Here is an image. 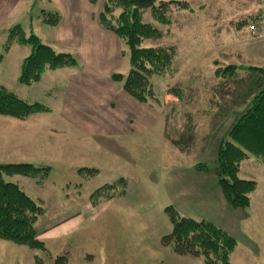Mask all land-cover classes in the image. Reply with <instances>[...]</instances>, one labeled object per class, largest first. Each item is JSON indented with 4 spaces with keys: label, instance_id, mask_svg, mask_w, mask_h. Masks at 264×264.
Segmentation results:
<instances>
[{
    "label": "rangeland",
    "instance_id": "obj_1",
    "mask_svg": "<svg viewBox=\"0 0 264 264\" xmlns=\"http://www.w3.org/2000/svg\"><path fill=\"white\" fill-rule=\"evenodd\" d=\"M241 1L177 0L166 6V22L158 19L155 10H138L143 23L161 32L154 39L152 35L141 37V46H172L175 55L168 72L150 77L155 97L145 103L146 112L155 116L156 122L149 130L130 137H87L82 136L80 127L78 133L68 127L73 125L64 116L75 112L74 102L61 108L55 84L63 72L73 69L47 68L35 81H19L22 61L31 54L32 46L14 41L5 53L3 47L9 29L15 25H20L25 35H44L47 41L49 26L37 17L42 8L49 9L44 0H29L25 10L16 15L18 22L9 29L5 27L10 22L0 24V85L31 103L47 107L25 118L0 114V164L30 162L49 166L44 174L3 176L17 182L36 200L42 213L33 225L38 245L0 237V264L206 262L203 255H178L171 246L161 245V237L172 229L165 207L171 204L182 216L211 219L222 227L224 210L218 199L227 201L214 173L216 153L228 140L229 128L242 108L219 114L210 105L212 86L222 78L215 72L227 64L237 65L240 75L248 72L243 69L248 65L264 67V33L252 37L246 28H236L245 19V14L238 12ZM152 2L155 7L162 0ZM121 11L118 7L107 12L106 19L120 26ZM120 40L123 63L114 73L126 75L130 68L129 48ZM67 98H72L71 90ZM188 121L194 138L189 149L181 152L165 138L164 131L177 139ZM162 133L163 141L159 138ZM104 143L115 146V153L103 149ZM124 144L125 157L116 153L120 151L116 145L122 148ZM263 167L264 163L255 156L240 162L238 175L256 181L249 192L250 199L262 194L263 205L258 214L253 212L250 223H245L251 214L247 207L232 212V221L244 222L235 230L236 237L234 230L222 227L236 241L229 253L230 264H235L239 251L241 264L264 261V233L255 235L256 223L264 224L260 221L264 215ZM259 180L263 182L260 188ZM253 237L255 242L250 246ZM262 244L263 252L258 248Z\"/></svg>",
    "mask_w": 264,
    "mask_h": 264
},
{
    "label": "trees",
    "instance_id": "obj_2",
    "mask_svg": "<svg viewBox=\"0 0 264 264\" xmlns=\"http://www.w3.org/2000/svg\"><path fill=\"white\" fill-rule=\"evenodd\" d=\"M175 2L177 0H162L160 5L154 7L152 0H106L99 14L101 24L124 40L129 48L128 72L126 75L114 73L112 77L122 82L125 92L140 102L148 103L150 99H154L150 77L171 69L175 48L141 46V37L152 35L150 37L154 39L160 36L161 32L153 25L143 23L139 19L138 10H155L158 19L166 22L163 12L166 6L169 7L168 4ZM118 7L122 10L119 16L122 24L115 26L106 19V13ZM157 10L160 12L157 13ZM41 15L43 21L51 25H55L60 19L57 12L42 10ZM255 15L245 18L236 28H246L248 32V24L255 19ZM7 36L3 53L14 41L32 46L31 54L26 56L21 64L19 81L22 83L28 84L37 80L40 73L47 68L76 64L72 54L54 50L34 33L25 35L20 25L11 27ZM237 68L235 64H227L222 69H217L215 75L222 78L212 86L213 94L209 102L219 110V114L220 111L226 114L235 107L242 108L239 117L229 128L228 140L219 146L214 171L225 200L235 209L246 208L251 204L249 192L256 186L255 180H247L238 175L240 162L255 156L264 163V67L248 65L243 67L248 71L243 75L237 72ZM46 108L38 102L31 103L0 85V114L25 118ZM164 135L181 152L189 149L194 138L190 122L186 129L178 134L177 139L170 138L165 131ZM47 168L49 166H36L30 162L0 164V237L31 246L38 245L33 225L42 213V208L17 182L5 180L3 176L20 174L30 177L37 173L44 174ZM165 211L172 229L161 237V245L171 246L173 252L178 255H203L206 258L204 264H230L229 253L236 241L222 227L210 220L182 216L171 204L165 207Z\"/></svg>",
    "mask_w": 264,
    "mask_h": 264
},
{
    "label": "crops",
    "instance_id": "obj_3",
    "mask_svg": "<svg viewBox=\"0 0 264 264\" xmlns=\"http://www.w3.org/2000/svg\"><path fill=\"white\" fill-rule=\"evenodd\" d=\"M28 1L0 0V24L5 21L10 22L5 27L9 29L18 22L16 15L25 10ZM44 1L49 9L42 8L40 12L42 10L57 12L60 19L58 23L51 25L43 21L40 13L37 17L49 26L50 37H46L47 41L44 35H39V38L54 50L68 52L76 59L75 65L67 66L74 71L63 72L55 84L59 89L57 96L61 108L64 105L66 107L72 100L73 105L75 104V107L72 105L75 112L73 114L67 112L68 117L64 116L73 125L68 127L75 133L81 131L78 129L80 127L82 136L101 138L107 135L138 136L149 130L156 122V117L146 112L148 106L145 103L130 96L123 89L121 82L112 78L113 73L120 70L119 65L120 62L123 63V54L120 38L106 29L99 20L105 0ZM259 3V0H242L238 3L240 8L238 12L245 14V18L248 19L255 15ZM70 90L71 99L67 98ZM38 100L41 101V99ZM158 121L162 125V119ZM159 138L164 140L163 133L159 135ZM102 148L110 150L111 154L115 153V146L105 144ZM116 149L120 150L116 152L117 154L125 157V144L122 148L116 145ZM260 186H263L261 180H259L258 188ZM183 189L185 190L184 187ZM218 201L224 210V221L221 226L227 231L234 230L232 234L236 237L238 233L235 230L242 228L244 222H239L237 219L232 221V212L236 209L227 205L223 198ZM262 205V194L252 197L251 204L247 207L251 214L245 223H250L253 212L258 214V210H262ZM260 221H264V215L260 216ZM255 230V235L261 236L264 233V224L256 223ZM254 242L253 237L250 246ZM263 244L258 247L262 252ZM240 254L241 251L235 257V264H241ZM250 264H264V261L256 260Z\"/></svg>",
    "mask_w": 264,
    "mask_h": 264
},
{
    "label": "built area",
    "instance_id": "obj_4",
    "mask_svg": "<svg viewBox=\"0 0 264 264\" xmlns=\"http://www.w3.org/2000/svg\"><path fill=\"white\" fill-rule=\"evenodd\" d=\"M248 31L251 36H260L264 33V0H260L259 11L255 15V19L249 23Z\"/></svg>",
    "mask_w": 264,
    "mask_h": 264
}]
</instances>
